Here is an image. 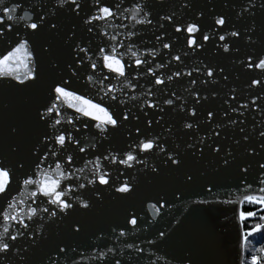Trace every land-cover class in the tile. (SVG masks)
Wrapping results in <instances>:
<instances>
[{
    "label": "water",
    "instance_id": "1",
    "mask_svg": "<svg viewBox=\"0 0 264 264\" xmlns=\"http://www.w3.org/2000/svg\"><path fill=\"white\" fill-rule=\"evenodd\" d=\"M40 2L42 0H6L8 6L12 3L21 5L15 14L17 16L23 15L24 11L31 13L32 6ZM86 2L89 7L94 5V0H86ZM103 2L113 6L119 4L120 9L109 21H94L93 33H86L83 23L70 16L60 18L61 32L75 24L78 35L85 38L88 35L94 37L91 43L94 51L97 45L104 47L106 44L119 43L124 45L118 48V51L123 53L127 51V45L134 44L133 50L137 51L138 58L147 59L148 63L140 68L132 65V70L126 73L127 81L124 78H121L120 83H117L115 79L112 80V83L117 86L115 95L120 99H127V106L133 108V112L138 113L139 106L145 100L157 103L164 109L160 112L158 109H148L146 105L144 106L149 112V117L141 116L138 123L143 133L158 135L162 143L167 140L165 147L173 148L177 143L183 147V142L188 139L185 133L189 131L182 127L186 119V111L197 107L195 120L200 121V124L197 126L198 131L197 127L190 130L193 139L208 135L216 124H221L222 128L216 130L221 131V142L225 145L232 144V141L225 136L239 134L240 126H244L248 133L253 135L254 142L256 141L258 131L264 128V70L254 66L248 68L247 64L249 55L256 63L259 58L264 57V44L250 45L246 37L230 36L233 30L243 31L245 23L248 22L247 17L238 18L237 16L240 9L247 5L248 0H103ZM259 3L260 0H256L257 6ZM185 4L190 6L185 8ZM137 8L141 11L136 13V18L133 20L132 16ZM113 10L116 11L115 7ZM145 13H148L147 17ZM220 13L228 17V23L224 28L214 23ZM88 14L87 8L81 13L85 18ZM173 14L174 22L161 19ZM144 19L151 20V23L136 22ZM26 22L28 21L19 22L21 29ZM188 23H198L202 32L210 36V41L203 42L202 34H192L203 43L202 48L195 50L189 48L187 46L189 34L175 32L177 26L186 28ZM102 30L107 32V35H101ZM129 32L135 35L129 37ZM23 35L21 31V36ZM220 35H225V41L219 40ZM112 36L116 37L115 41L110 39ZM157 36L161 37L160 41L156 40ZM164 43H171L172 47L164 49L162 47ZM224 43H229L230 52H223ZM55 44L59 50L57 59L63 63L69 58L68 49L59 37L55 39ZM13 46L8 39L0 40V57L10 51ZM153 50L155 55H149ZM184 53L187 55L185 56ZM176 55L181 56L180 61L173 59ZM48 59L40 58L42 82L39 86L19 87L11 77H0V159L14 161L23 158L30 166L28 170L34 168L28 149L36 136L45 130L44 125L36 120V109L47 101L48 83L60 75L49 70ZM93 59L96 57L93 56ZM122 61L126 64L131 63L128 56H123ZM158 65L163 67H157ZM206 66L214 67L217 75L208 83H203L208 79ZM221 66L224 68L222 74L218 71ZM149 67L165 80L164 85L155 84V77L147 72ZM100 70L104 75L114 76L108 73L107 69ZM177 71L182 75L173 76V79L168 81L167 77ZM188 72H192V75H185ZM88 74L90 71H82L81 78L71 82L70 90L77 91V94L83 95L85 99H92L94 103H103L104 106H108L109 100L101 101L96 88L88 85L84 78ZM225 75L228 77L227 80L224 79ZM192 80H196L195 85L191 83ZM252 80H259L261 83L252 85ZM128 81H131L133 87L127 86ZM121 88L123 93L120 91ZM149 90L153 93L151 96L148 95ZM197 92L201 97L198 106L194 104ZM124 93H127V96ZM173 93L176 95L173 96ZM133 96L137 99L132 100ZM204 96H208V99L204 100ZM169 98L174 100V105L169 106L164 103V100ZM245 104L246 108L241 107ZM182 108H186V111H181ZM110 110L114 111L115 108ZM209 110L215 115L211 123L207 122L206 117ZM62 112L65 116L78 115L74 109L66 106L62 108ZM160 116L163 120L159 124L155 123ZM148 118L154 121L151 129L146 127ZM80 120L94 124L87 117L81 116ZM187 120L194 123L192 118ZM231 120L237 121V124L233 126ZM240 121H244V124L241 125ZM11 125L19 126L24 130L22 150L17 156H12L6 149L7 143L11 142V138L7 135V129ZM169 125L173 129L170 135L165 131ZM57 127L68 128L73 131V134H76L75 128H80L79 137L82 141L80 146L84 147L86 152L79 153L75 145H69L67 152L75 149L78 155L75 163L65 168L66 172L73 171L76 177H80L77 181L79 183H86L84 177L93 178L94 165L88 163L85 168V162L95 161L97 155L119 156L129 148L135 155V144L143 138L136 133L137 121L135 120L129 121L124 127L109 135L108 140H103L95 127L83 128L80 121H75L73 125L64 124ZM254 128L255 134H253ZM92 144H95V148L91 147ZM256 146L259 147L258 143ZM243 150L241 147L236 151L243 153ZM160 157L162 154L157 156L155 153L138 156L139 159H147L149 166L159 164ZM259 159V156L255 158V160ZM255 160L246 177H242L235 166L218 167L215 157L207 150L202 160L197 161L191 156H186L185 165L180 170L163 169L159 177L145 175L139 171L143 165L135 164L132 169H127V178H136V191L132 195L121 198L118 194L114 195L112 191L104 189L102 203H94L90 211L78 210L58 225L47 227L45 233L47 239L41 241L37 250L29 251V261L32 264H39L41 256L50 252L56 243L64 241L76 247V253H68L69 258L60 256L57 260V254L52 252L51 255L53 260H56V264H73V261H78L79 264H115V259H120L121 264H242L245 235L240 215L238 218V204L242 197L264 195L259 191L264 185L259 183L260 173L257 171ZM55 163L56 159L50 157L42 167L54 168ZM101 164L105 171L111 173L113 179L117 176L121 181L125 179V175H121L126 171L124 165L113 164L110 159L101 160ZM80 168H85V171L83 173L76 171ZM185 172H190L194 176L191 183L184 182ZM249 184L251 188H248ZM12 187L16 188L15 182ZM81 191L86 198L92 196L90 191ZM12 195L17 196V199L21 198L16 191ZM158 196H163L165 201L170 202V206L165 204L154 216L156 210L149 208L148 205L155 203ZM0 202H3L2 197ZM28 203L31 204V200ZM31 206L36 205L31 204ZM133 212L137 217L143 218L139 220L136 227L130 224L125 225V216L128 215L131 218ZM240 212L241 209L239 214ZM77 219L84 222L85 228L79 235L72 236L68 225L72 220ZM35 221L33 223L25 220L29 224V231L38 230L41 223L39 215ZM2 227L3 221L0 220V231ZM113 227L117 228L116 233L111 231ZM122 227L126 228L128 234L119 237L118 232ZM16 228H19V225L13 223L10 232L14 234ZM160 231L166 234L163 240L158 238ZM148 241H155V245ZM18 243L25 244V241L21 240ZM130 243L142 248L143 252L137 253L127 248L126 245ZM109 247L115 249L114 254L107 253ZM102 251L107 253L106 259H95L94 257ZM130 256L131 259H129ZM185 257H190L191 260H186ZM45 260H47L46 256ZM14 261L15 258L6 261L5 264H14Z\"/></svg>",
    "mask_w": 264,
    "mask_h": 264
},
{
    "label": "snow or ice",
    "instance_id": "2",
    "mask_svg": "<svg viewBox=\"0 0 264 264\" xmlns=\"http://www.w3.org/2000/svg\"><path fill=\"white\" fill-rule=\"evenodd\" d=\"M189 6V4L184 5L185 8ZM225 6L227 7L228 5L226 4ZM114 7L116 11L113 10ZM20 8V4L12 3L11 6H8L6 0H0V40L8 39L14 45L10 51L0 57V77H11L16 82V86L19 87L39 86L42 82L39 62L42 57L49 58L47 61L49 70L54 74L60 73V75L48 83L47 101L36 109V120L44 125L45 130L36 136L28 149L34 168L28 170L30 166L23 158H18L14 161L0 159V197L3 198V202H0V220L3 221L2 231H0V264H5L6 261L13 260V258H15L14 264H32L29 261L28 253L29 251L37 250L41 241L47 239L45 235L47 227L58 225L78 210L83 212L90 211L94 203L103 202L104 189L112 191L114 195L118 194L121 198L132 195L136 191V178H127V169H132L135 164L143 165V168L139 171L145 175L159 177L163 169L180 170L185 165L186 156H191L197 161L202 160L207 150L208 153L215 157V163L218 167L231 168L235 166L241 176L246 177L252 168L253 161L259 156L260 159L255 160V163L257 171L260 173L259 183L264 185V162H261L264 161V128L258 131V137L255 142L253 135H250L244 126H240L238 129L239 134L225 136L226 139L232 141V144L225 145L221 142V131L216 130L222 128L221 124H216L208 135L193 139L190 130L200 124V121L195 120L198 109L193 107L191 111H186V108H182L181 111H186V119L182 127L189 130L185 133L188 139L183 142V147L179 143L175 144L173 148L165 147L167 140L162 143L158 135H147L138 126L141 116L149 117V112L145 110V105L148 109H158L160 112H163L164 109L160 108L157 103L145 100L139 106V112L136 113L133 112V108L127 106V99H120L115 95L117 86L112 83L113 79L117 83L121 82V78L127 81L126 73L132 70L133 64L136 68H140L148 63L147 59L138 58L137 51L133 50L135 45H127V51L123 53L118 51V48L124 47V45L119 43L115 45L106 44L104 47L97 45L94 51L91 47L94 37L88 35L85 38L78 35L75 24L61 32L60 18L62 16H70L80 20L85 26L86 33L91 34L93 33L94 21H109L119 11V4L113 6L105 4L103 0H94V5L89 7L86 0L84 2H80V0H42L39 4L32 6L31 13L24 11L23 15H15ZM86 8L89 13L87 18L81 15ZM139 11L141 9L137 8L136 12L133 13V20H135L136 13ZM147 15L148 13H145V17ZM201 15H203L202 12ZM173 16L174 14L161 17V19L174 22ZM237 16L238 18L247 17L248 22L245 23L243 31L239 29L233 30L230 32V36L233 38L246 37L250 45H255L256 43L264 44V0H260L259 6H257L256 0H248L247 5L240 9ZM10 21L13 23H8ZM20 21H28L23 25L22 29L19 26ZM136 22L150 24L151 20L144 19ZM214 23L216 26L224 28L228 23V17L224 13H220ZM21 31L24 33L23 36H21ZM175 32H187L189 34L187 46L193 50L202 48L203 43L198 37H193L192 34L200 33L203 36V42L210 41V36L202 32L198 23H188L186 28L177 26ZM100 34L107 35V32L102 30ZM134 35L135 33L133 32L128 33L129 37ZM57 37L62 39L63 44L68 49L69 58L64 60L63 63L57 59L59 55V50L55 44ZM253 37H256V39H253ZM110 39L115 41L116 37L112 36ZM225 39V35L219 36L220 41H225ZM156 40L160 41L161 37L157 36ZM162 47L170 49L172 45L171 43H164ZM222 48L225 53L231 51L229 43H224ZM149 55L154 56L155 51L153 50ZM184 55L186 56L187 53H184ZM93 56L96 59H93ZM123 56H128L131 63H124L122 61ZM132 58L135 59L133 60ZM173 59L180 61L181 56L176 55ZM248 59V68L254 66L264 70V57L259 58L258 63L252 60L251 55H249ZM157 67H163V65H158ZM101 68L107 69L108 73L114 74V76L104 75L100 70ZM82 71H90V74L84 78L88 85L96 88L97 95L101 101L109 100L108 106H104L103 103H94L92 99H85L83 95H78L77 91L70 90L71 82L80 79ZM196 71H199V69H196ZM218 71L222 74L224 73V68L221 66ZM147 72L155 77L156 85L165 84V80L156 75L151 67L147 69ZM181 75L179 71L174 72L167 77V80L171 81L173 76L180 77ZM185 75L191 76L192 72L185 73ZM216 75L217 71L214 67L206 66L208 79L203 81V83H208ZM224 79L227 80L228 77L225 75ZM191 83L195 85L196 80H192ZM251 83L252 85H259L261 82L252 80ZM127 86L133 87L131 81L127 82ZM120 91L123 93V88ZM152 94V91L149 90L148 95L151 96ZM124 95L127 96V93H124ZM175 95L173 93V96ZM232 98L235 99V97ZM131 99L136 100L137 98L133 96ZM203 99L207 100L208 96H204ZM200 102L201 97L197 92L194 104L198 106ZM164 103L172 106L174 105V100L169 98L164 100ZM65 106L74 109L78 115L65 116L62 112V108ZM113 107L115 110H110ZM241 107L246 108L247 105H241ZM232 111H236V109H232ZM81 116L89 118L94 124L80 120ZM206 117L208 123L215 119V115L211 110L207 111ZM187 118H192L194 123L188 122ZM131 120L137 121V135L143 136L135 144V155L131 148L119 156L97 155L95 161L85 162V168L88 163L94 165L93 178L84 177L86 183L77 182L80 177H76L75 172L65 171L66 167H70L75 163L78 155L75 149L67 152L69 145H75L79 153H85L86 149L80 146L82 143L79 137L80 128H75L76 134H73V131L68 128H58L57 126L64 124L73 125L75 121H80L83 128L95 127L102 139L108 140L109 135L124 127ZM161 120H163L162 116L158 117L155 123L159 124ZM230 122L233 126L237 124L235 120ZM153 123V119L148 118L146 127L151 129ZM240 124L243 125L244 121H240ZM198 130L199 128L197 127ZM165 131L170 135L173 131L171 125ZM255 131L256 129L254 128L253 134H255ZM7 135L11 138V142L6 145L7 152L12 156H17L22 150L24 130L19 126L11 125L7 129ZM129 135L131 136L130 130ZM257 143L259 145L258 148L256 146ZM91 147L95 148V144H92ZM241 147L244 149L243 153H238L236 150ZM154 153L157 156L162 154L159 164L149 166L147 159L138 158L140 154L147 156ZM50 157L56 159L55 167H42ZM109 159L113 164L125 166L126 171L121 173V175H125L123 181L119 179V176L113 179L111 173L104 170L101 160ZM85 168H80L76 171L83 173ZM183 179L185 183H191L194 180V176L190 172H185ZM14 182L16 183L15 189L12 187ZM64 182L67 183L65 184ZM251 187V184H249L248 188ZM81 190L90 191L92 196L86 198ZM14 191L18 192L20 199L12 195ZM259 191L264 193V187H261ZM25 194H27L26 198ZM29 200H31V204L36 206H31L28 203ZM244 201L264 205V195L245 196ZM165 204L170 206V202L165 201L163 196H158L156 202L150 203L148 207L156 210L153 214L155 216ZM38 215L41 220L38 230L29 231V224L25 220L35 223V218ZM239 215L243 221L247 217L254 216L255 213L241 211ZM140 219L143 218L137 217L133 212L131 213V218L128 215L125 216V225L130 224L136 227ZM261 219H264V217H261ZM13 223L19 225V228L14 229V234L10 232ZM84 228V222L78 219L72 220L68 225L69 233L72 236L79 235ZM111 231L116 233L117 228L113 227ZM261 231H264V224H257L251 231L246 233L245 238ZM127 234V230L124 227L118 232L119 237H124ZM165 235L164 231H160L158 238L163 240ZM21 240L25 241V244H19L18 241ZM148 243L155 245V241H148ZM126 247L137 253L143 252V249L135 244L130 243ZM261 251L264 252V249H261ZM52 252L57 254V260L60 256L69 258L68 253L75 254L76 247H73L70 243L60 241L55 244L50 252L39 258V264H56V260H53L51 255ZM107 253L114 254L115 249L109 247L107 248ZM107 253L99 252L94 258L104 260L107 257ZM45 256L47 260H45ZM129 259H131V256ZM184 259L191 260L190 257H185ZM73 264H79V262L73 261ZM115 264H121V260L115 259ZM242 264H244L243 261ZM251 264H257L255 255L251 258Z\"/></svg>",
    "mask_w": 264,
    "mask_h": 264
},
{
    "label": "trees",
    "instance_id": "3",
    "mask_svg": "<svg viewBox=\"0 0 264 264\" xmlns=\"http://www.w3.org/2000/svg\"><path fill=\"white\" fill-rule=\"evenodd\" d=\"M241 211L245 213L249 211L255 213L254 216L247 217L242 221L245 236L246 233L251 231L257 224H264V219H261V217H264V208H262L260 204L244 202ZM261 249H264V231L254 233L244 238V264L251 263V258L254 255L257 257V264H264V252H262Z\"/></svg>",
    "mask_w": 264,
    "mask_h": 264
},
{
    "label": "bare ground",
    "instance_id": "4",
    "mask_svg": "<svg viewBox=\"0 0 264 264\" xmlns=\"http://www.w3.org/2000/svg\"><path fill=\"white\" fill-rule=\"evenodd\" d=\"M244 197L241 198V200L239 201V204H238V218H239V210L241 209L242 207V204L244 203Z\"/></svg>",
    "mask_w": 264,
    "mask_h": 264
},
{
    "label": "rangeland",
    "instance_id": "5",
    "mask_svg": "<svg viewBox=\"0 0 264 264\" xmlns=\"http://www.w3.org/2000/svg\"><path fill=\"white\" fill-rule=\"evenodd\" d=\"M245 202H246V201H245ZM261 207L264 208V205H261ZM249 246H250V245H249ZM249 264H251V263L249 262Z\"/></svg>",
    "mask_w": 264,
    "mask_h": 264
}]
</instances>
